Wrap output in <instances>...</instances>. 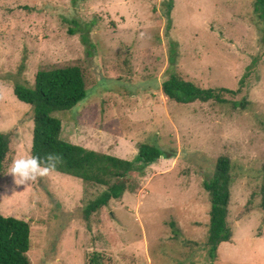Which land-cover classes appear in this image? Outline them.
Masks as SVG:
<instances>
[{"label":"rangeland","instance_id":"374dc122","mask_svg":"<svg viewBox=\"0 0 264 264\" xmlns=\"http://www.w3.org/2000/svg\"><path fill=\"white\" fill-rule=\"evenodd\" d=\"M65 66L82 69L87 95L53 114L62 140L130 162L140 144L168 157L135 193L88 215L104 187L57 172L16 185L8 174L30 156L33 130L13 85ZM248 72L226 104H177L161 91L170 73L235 91ZM0 134V214L28 223L30 264H264V23L252 0H0ZM220 157L233 178L231 236L211 262L203 183Z\"/></svg>","mask_w":264,"mask_h":264},{"label":"trees","instance_id":"16d2710c","mask_svg":"<svg viewBox=\"0 0 264 264\" xmlns=\"http://www.w3.org/2000/svg\"><path fill=\"white\" fill-rule=\"evenodd\" d=\"M252 1L254 14L259 22L264 23V0ZM169 16L170 12H167V19ZM248 78L249 72L240 79L239 88L233 91L226 88L203 89L175 73H170L162 82L161 91L168 100L177 104H226V96L235 97L247 89ZM86 87L82 69L79 66H65L38 71L31 86L16 82L13 85V94L33 111L30 156H39L43 161L49 153L58 154L62 157V163L54 172L76 178L87 185L104 187L97 199L87 206L88 215L106 207L112 200L121 199L125 193H135L139 187L136 178L144 177V169L159 158L168 157L167 151L140 144L137 157L130 162L62 140L61 121L53 114L69 111L84 100L87 95ZM233 104L238 105L236 102ZM6 152L7 143L0 134V175ZM232 181L230 162L227 158L220 157L216 161L212 178L203 183L210 210L209 228L202 246L211 262L216 260L219 245L227 242L231 236L227 225V207ZM260 193V208L264 213V165ZM29 237L30 228L27 222L0 214V264H30L27 257ZM92 262L99 264V258H93Z\"/></svg>","mask_w":264,"mask_h":264},{"label":"clouds","instance_id":"9594fccd","mask_svg":"<svg viewBox=\"0 0 264 264\" xmlns=\"http://www.w3.org/2000/svg\"><path fill=\"white\" fill-rule=\"evenodd\" d=\"M60 163L62 157L54 153L47 154L43 161L39 156H27L14 160L8 174L16 185H26L53 173Z\"/></svg>","mask_w":264,"mask_h":264},{"label":"crops","instance_id":"0c3cea01","mask_svg":"<svg viewBox=\"0 0 264 264\" xmlns=\"http://www.w3.org/2000/svg\"><path fill=\"white\" fill-rule=\"evenodd\" d=\"M72 143V142H71Z\"/></svg>","mask_w":264,"mask_h":264}]
</instances>
